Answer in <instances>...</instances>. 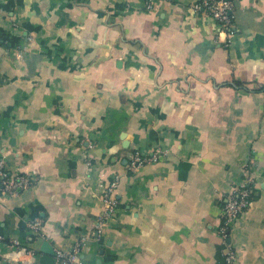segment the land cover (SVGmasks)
I'll return each instance as SVG.
<instances>
[{"label": "crops", "instance_id": "0c3cea01", "mask_svg": "<svg viewBox=\"0 0 264 264\" xmlns=\"http://www.w3.org/2000/svg\"><path fill=\"white\" fill-rule=\"evenodd\" d=\"M149 1L0 0V158L34 179L0 194L2 264L76 243L84 264H224L228 247L264 264V0L234 3L231 36L199 0ZM247 173L251 206L223 241Z\"/></svg>", "mask_w": 264, "mask_h": 264}, {"label": "built area", "instance_id": "2783aa9c", "mask_svg": "<svg viewBox=\"0 0 264 264\" xmlns=\"http://www.w3.org/2000/svg\"><path fill=\"white\" fill-rule=\"evenodd\" d=\"M151 0L148 2L147 8H151ZM239 0H199L192 5V10L196 13H202L212 19L219 28V31L232 35V9L234 3ZM5 47H12L5 43ZM137 154L131 162V167H136L142 162ZM34 179L26 175H11L6 167V161L0 158V194L16 195L19 191L29 188L33 184ZM118 178L115 177L109 182L102 192V215L100 217L99 227L107 221L117 209V201L115 195L118 188ZM256 188V183L252 173H247L241 184L236 186L232 191L224 197L222 208V223L219 228V235L223 241L228 236L229 229L242 213L247 211L252 203V194ZM29 230L36 236H40V221H34L28 225ZM2 238L0 237V243ZM11 253L20 250L19 242L13 240L8 245ZM81 244L76 243L70 249H57L54 252V264H84L79 260ZM224 264H235L236 254L231 248L224 251ZM0 259V264H2Z\"/></svg>", "mask_w": 264, "mask_h": 264}, {"label": "trees", "instance_id": "16d2710c", "mask_svg": "<svg viewBox=\"0 0 264 264\" xmlns=\"http://www.w3.org/2000/svg\"><path fill=\"white\" fill-rule=\"evenodd\" d=\"M5 43L10 44V46H13V45H14V44H13V40H12L10 37L2 36V37L0 38V44H1L2 46H4ZM4 47H5V46H4Z\"/></svg>", "mask_w": 264, "mask_h": 264}, {"label": "water", "instance_id": "95a60500", "mask_svg": "<svg viewBox=\"0 0 264 264\" xmlns=\"http://www.w3.org/2000/svg\"><path fill=\"white\" fill-rule=\"evenodd\" d=\"M44 247H45V253H46V254L54 255L51 246L45 244ZM47 264H49V262H48Z\"/></svg>", "mask_w": 264, "mask_h": 264}]
</instances>
